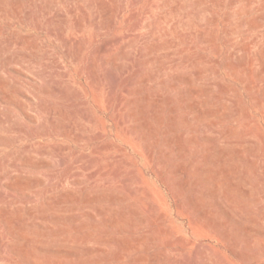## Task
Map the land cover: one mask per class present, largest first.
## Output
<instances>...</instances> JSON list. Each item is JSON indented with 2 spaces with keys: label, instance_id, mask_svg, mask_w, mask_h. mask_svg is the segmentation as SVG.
<instances>
[{
  "label": "rangeland",
  "instance_id": "1",
  "mask_svg": "<svg viewBox=\"0 0 264 264\" xmlns=\"http://www.w3.org/2000/svg\"><path fill=\"white\" fill-rule=\"evenodd\" d=\"M0 264H264V0H0Z\"/></svg>",
  "mask_w": 264,
  "mask_h": 264
}]
</instances>
